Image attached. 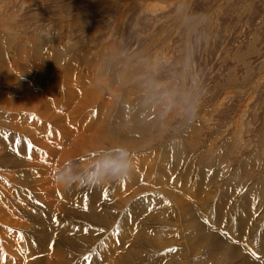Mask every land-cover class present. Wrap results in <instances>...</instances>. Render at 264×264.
<instances>
[{"label":"rangeland","instance_id":"1","mask_svg":"<svg viewBox=\"0 0 264 264\" xmlns=\"http://www.w3.org/2000/svg\"><path fill=\"white\" fill-rule=\"evenodd\" d=\"M150 3L157 7L155 11L150 10ZM186 9L208 17L206 37L197 26H190ZM0 21V38L3 41L0 40V62L3 61L0 64V131H4L0 135V157H3L0 159V208H6L11 213L15 225H21V228L7 225L4 228L0 224V229L9 230L6 236L0 230V264H166L168 256L175 253L179 255L183 248L181 244L150 251L145 250L144 245L150 238L154 245H164V242L175 239L174 230L177 228L167 225V219L173 216L169 213L176 211L179 206L189 207L185 215L191 211L195 214L194 219L198 217L197 212L204 208L210 214L211 210H217L218 214L213 220L216 229L210 227L211 219L208 221L203 215L201 220H195V225L204 236L209 238L215 235V240L222 244L224 254L226 250L235 253L236 258L231 257V260H227L230 263L225 261L226 264H233V260L234 264L264 263V0H0ZM115 41L121 47L120 51H116L117 54L120 52L119 58L117 54L115 56L103 50L110 48ZM32 43L36 45L32 47ZM100 50L105 54H100ZM75 53L81 60L78 56L75 60ZM71 54H75V57ZM154 83L162 84L163 87L155 88L152 86ZM21 86L24 89L21 90ZM90 87L95 88L91 90ZM198 90L196 113L190 116L193 94ZM96 93L100 98L96 97ZM90 94L94 98H90ZM86 95L90 97L84 98ZM127 96L133 98V105L129 104ZM13 98L18 100V107L14 106ZM169 103L168 109L166 104ZM103 105L104 110L110 113L105 115ZM61 111L66 112L62 114L64 119L70 112L81 121L78 132L63 126L59 121ZM137 121L144 122L140 124ZM43 122L44 125H41ZM49 122L55 125L49 127L52 125ZM70 127L73 128V125ZM133 127L139 132V137L136 134L133 137L126 135L125 132ZM26 129L33 133L28 131L27 138L23 135ZM44 136L53 140L51 144ZM135 137L136 141L133 139ZM101 138L117 139V142L105 147L99 145L101 148L98 147L97 151L88 150L65 161L61 159V155L74 145L73 142L77 143L75 149L80 150L83 148L78 142L80 139L90 143ZM21 141L24 142L21 144ZM40 141L49 146H40ZM118 145H126L132 150L136 161L131 173H135L134 177L132 175L126 178L129 180L123 179L99 187L63 189L65 197L56 193L51 175H55L58 166L66 164L72 168H100L108 158L105 150ZM52 146L60 151L59 159L46 166L48 173H43V176L33 174L32 169L38 168L32 158L34 152L37 158L44 156L50 160ZM174 149H178V152H174ZM153 158L157 161L154 164ZM1 170L6 173L3 174ZM240 170L249 173L247 180L239 178ZM201 171L207 172L206 183H203ZM212 176L216 180L213 181ZM131 181L133 183L129 184ZM127 190H131L130 193ZM152 192L154 195H150ZM121 194L125 196L120 199ZM252 197L255 198L253 202ZM232 200H235V205L238 203L239 208L235 207V216L227 217L226 213L234 206ZM197 203H201L200 207L195 206ZM96 208L104 209L102 217ZM163 208L168 215L164 214ZM144 210L147 212L144 213ZM229 217L238 225L231 237L226 233ZM224 220L225 226H222ZM253 228L257 231L253 232ZM7 238L13 239L11 243ZM79 243L86 246L81 244L79 247ZM14 251L18 254L15 255ZM62 254L64 257H59ZM18 255L23 258L19 260ZM155 256L161 257L162 262L154 260ZM57 257L61 260L58 261Z\"/></svg>","mask_w":264,"mask_h":264},{"label":"bare ground","instance_id":"2","mask_svg":"<svg viewBox=\"0 0 264 264\" xmlns=\"http://www.w3.org/2000/svg\"><path fill=\"white\" fill-rule=\"evenodd\" d=\"M129 4V3H128ZM149 5H151V7H150V10L152 9L153 11H155V8H157L155 5H153V4H149ZM164 6V5H163ZM159 7H160V5H159ZM147 8H149V7H147ZM1 22V21H0ZM57 32H59L60 33V31H58L57 30ZM32 33V32H31ZM35 34V33H34ZM40 34V33H39ZM70 34V33H69ZM57 35H58V33H57ZM118 36H119V34H118ZM3 37V36H2ZM27 38V37H26ZM31 38V37H30ZM116 38V37H115ZM118 38V37H117ZM29 39V38H28ZM121 39V38H120ZM0 40L2 41V38H0ZM33 41H34V39H32ZM0 41V42H1ZM6 41V40H5ZM3 42V41H2ZM121 42V41H120ZM15 43V42H14ZM29 43V42H28ZM36 43V42H35ZM112 44V43H111ZM1 45H4V43L3 44H1ZM34 45H36V44H33L32 43V47L34 46ZM120 45H121V43H120ZM2 47V46H1ZM1 47H0V49H1ZM11 47V46H10ZM20 47V46H19ZM31 47V46H30ZM54 47V46H53ZM4 48V47H3ZM2 48V49H3ZM54 48H56V47H54ZM121 49V47L117 44V41H115L114 42V44L113 45H111V47L110 48H105V49H103V50H106V52H110V53H112V55H115L116 56V54H117V50L118 49ZM10 49V48H9ZM19 49V48H18ZM30 49V48H29ZM68 49V48H67ZM120 49H119V51H120ZM122 49H124L123 47H122ZM4 50V49H3ZM27 50V49H26ZM103 50L101 51L100 50V54H105L104 52H103ZM9 51V50H8ZM10 51H11V49H10ZM71 51V50H70ZM12 52V51H11ZM69 52V51H68ZM73 52V51H72ZM81 52V51H80ZM79 52V53H80ZM123 52V51H122ZM77 53V52H76ZM75 53V54H76ZM120 53V52H119ZM119 53L117 54L118 55V58H119ZM74 54V55H75ZM88 54V53H87ZM97 54V53H96ZM123 54V53H122ZM12 56H13V54H11ZM67 55H68V53H67ZM69 55H70V53H69ZM74 55H72L71 54V56H74ZM121 55V54H120ZM70 56V57H71ZM77 54H76V58H75V60L77 61ZM81 56H82V54H81ZM86 56V55H85ZM90 56H92V53H90ZM3 57V56H2ZM11 57V56H10ZM75 57V56H74ZM74 57H72V58H74ZM96 57H98L97 55H96ZM100 57V56H99ZM104 58H105V56H103ZM114 57V56H113ZM113 57H112V59H113ZM87 58V57H86ZM103 58V59H104ZM120 58H121V56H120ZM122 58H123V56H122ZM2 59V58H1ZM12 59H14V58H12ZM11 59V60H12ZM78 59H79V56H78ZM84 59V58H83ZM82 59V60H83ZM90 59V58H89ZM123 59H125V58H123ZM3 60V59H2ZM6 60H9V58H7ZM79 60H81V58L79 59ZM96 60V59H95ZM99 60H100V58H99ZM98 60V61H99ZM97 61V60H96ZM95 61V63L97 64V62ZM107 61V60H106ZM116 61H118V59H116ZM119 61H121V59H119ZM1 62H3V61H1ZM1 62H0V64H1ZM124 62H126V60L124 61ZM84 63V62H83ZM83 63H80L81 65H83ZM94 63V64H95ZM101 63H102V61H101ZM103 63H104V60H103ZM117 63V62H116ZM85 64V63H84ZM99 64V63H98ZM111 64V63H110ZM122 64V63H121ZM130 64V63H129ZM136 64V63H135ZM103 65V64H102ZM44 66V65H43ZM122 66V65H121ZM124 66V65H123ZM110 67H111V65H110ZM44 68V67H43ZM108 68H109V66H108ZM126 68V67H125ZM2 69V68H1ZM40 72H41V70H39ZM50 73H51V71H50ZM79 73V72H78ZM96 75V74H95ZM101 76V75H100ZM113 76V75H112ZM62 77V76H61ZM75 77V76H74ZM114 77V76H113ZM2 78V77H1ZM0 78V79H1ZM5 78V77H4ZM9 78V77H8ZM8 78H7V81H8ZM15 78V77H14ZM60 78V77H59ZM73 78V77H72ZM81 78V77H80ZM92 78V80H93V77H91ZM17 79V78H16ZM38 79V78H37ZM41 79V78H40ZM109 79V78H108ZM111 79V78H110ZM34 80V79H33ZM96 80V79H95ZM101 80V79H100ZM106 80V79H105ZM49 81V80H48ZM98 81V80H97ZM111 81V80H110ZM38 82V81H37ZM47 82V81H46ZM95 82V81H94ZM117 82V81H116ZM119 82V81H118ZM14 83V82H13ZM19 83V82H18ZM30 83V82H29ZM67 83V82H66ZM91 83V82H90ZM93 83V82H92ZM99 83H102L101 81L99 82ZM98 83V84H99ZM107 83V82H106ZM112 83H113V80H112ZM0 84H1V82H0ZM25 84V83H24ZM111 84V83H110ZM119 84V83H118ZM31 85V84H30ZM44 85V84H43ZM55 85V84H54ZM88 85V84H87ZM102 84H99V86H101ZM104 85V84H103ZM107 85V84H106ZM10 86V85H9ZM74 86V85H73ZM94 86V85H93ZM111 86V85H110ZM12 87V86H11ZM14 87H16V86H14ZM23 86H21V90L22 89H24V87L22 88ZM28 87V86H27ZM102 88H103V86H101ZM104 87H106V86H104ZM16 88H18V86L16 87ZM54 88H55V86H54ZM57 88V87H56ZM76 88V87H75ZM91 88V87H90ZM95 88V87H94ZM94 88H91V90H93ZM102 88H100L101 90H102ZM107 88V87H106ZM123 88V87H122ZM51 89V88H50ZM72 89V88H71ZM109 89H112V88H110L109 87ZM127 89V88H126ZM133 89H135V88H133ZM132 89V90H133ZM98 90H99V87H98ZM98 90H95V91H98ZM15 92H16V90H14ZM26 91V90H25ZM75 91V90H74ZM105 91H106V89H105ZM113 91V90H112ZM10 92V91H9ZM18 92V91H17ZM65 92V91H64ZM88 93H89V91H87ZM104 92V91H103ZM134 92H135V90H134ZM137 92H138V90H137ZM14 93V92H13ZM29 93V92H28ZM28 93H26V94H28ZM58 93V92H57ZM76 93H78V92H76ZM111 93V92H110ZM117 93V92H116ZM142 93V92H141ZM86 94V93H85ZM92 94H93V91H92ZM97 94V93H96ZM44 95V94H43ZM66 95V94H65ZM69 95V94H68ZM73 94H71V96H72ZM91 95V94H90ZM127 95V94H126ZM138 95V94H137ZM82 97L84 96L83 95V92H82V95H81ZM108 96H110L109 94H108ZM122 95H120V98L122 99V97H121ZM132 96H133V94H132ZM140 97H141V95H139ZM63 97H64V95H63ZM73 97V96H72ZM88 97H90V96H88ZM88 97H87V95L84 97V98H86V99H88ZM96 97H99L100 98V95L99 94H97V96ZM118 97V96H117ZM128 97V96H127ZM146 97V96H145ZM35 98H37V97H35ZM66 98V97H65ZM69 98V97H68ZM74 98V97H73ZM80 98V97H79ZM90 98H94V97H92V95H91V97ZM147 98V97H146ZM0 99H1V97H0ZM12 99V98H11ZM63 99V98H62ZM109 99V98H108ZM111 99V98H110ZM128 100H129V104L131 105H133V103L131 102V100L133 99H131V97H128L127 98ZM2 100V99H1ZM4 100V99H3ZM13 100H14V98H13ZM68 100V99H67ZM76 100V99H75ZM82 100V99H81ZM96 99H94V101H95ZM123 100H124V98H123ZM128 100H127V102H128ZM15 101V105L14 106H16V107H18V100H14ZM61 101V100H60ZM70 101V100H69ZM87 101V100H86ZM89 101H90V99H89ZM93 101V102H94ZM97 101V100H96ZM95 101V102H96ZM138 101V100H137ZM139 101H140V99H139ZM31 102H32V100H31ZM62 102V101H61ZM75 102V101H74ZM105 102V101H104ZM122 102V101H121ZM121 102H120V104H121ZM133 102H135V100L133 101ZM48 103V102H47ZM52 103V102H51ZM64 103V102H63ZM111 103V102H110ZM109 103V104H110ZM137 103H139V102H137ZM22 103H19V105H21ZM68 104V103H67ZM94 104V103H93ZM106 104V103H105ZM108 104V103H107ZM171 103H169V104H166V108H168L169 107V105H170ZM32 105V104H31ZM41 105V104H40ZM87 105H89V103L87 102ZM38 106V105H37ZM61 106V105H60ZM63 106H64V104H63ZM90 106V105H89ZM88 106V107H89ZM96 106V105H95ZM134 106L136 107V105H135V103H134ZM68 107H69V104H68ZM76 107V106H75ZM82 107V106H81ZM87 107V106H86ZM87 107V108H88ZM117 107V106H116ZM34 108V107H33ZM47 108V107H46ZM63 108V107H62ZM65 108V107H64ZM70 108V107H69ZM109 108V107H108ZM113 108H115L114 106H113ZM132 108V107H131ZM142 108V107H141ZM170 108H172V107H170ZM4 109V108H3ZM22 109V108H21ZM48 109V108H47ZM53 109V108H52ZM59 109H60V107H59ZM74 109V108H73ZM136 109H137V107H136ZM135 109V110H136ZM169 109V108H168ZM10 110H11V108H10ZM17 110H19V109H17ZM39 110H40V108H39ZM86 110V109H85ZM122 110V109H121ZM121 110H120V112H121ZM8 111V110H7ZM42 111V110H41ZM171 111V110H170ZM14 112V111H13ZM39 112V111H38ZM103 112L105 113V115L106 114H108V113H110V111L109 110H107L106 109V111L104 110V105H103ZM129 112V111H128ZM30 113V112H29ZM60 113V112H59ZM64 113H66L65 111L63 112V111H61V115L63 114L64 115ZM70 112H68V115L65 117V119H64V117H63V115L61 116L60 115V117H59V121L63 124V126H65V127H69V129H70V131H74V132H78V128H80V122L78 121V119L76 118V115L74 114V113H71V114H69ZM130 113H131V111H130ZM48 114V113H47ZM46 114V115H47ZM56 114H57V112H56ZM79 114V113H78ZM123 114V113H122ZM6 115V114H5ZM127 115V114H126ZM138 115V114H137ZM136 115V116H137ZM42 116V115H41ZM51 116V115H50ZM56 116V115H55ZM54 116V117H55ZM122 116V115H121ZM37 117V116H36ZM44 117H46V116H44ZM48 117H49V114H48ZM53 117V118H54ZM2 118V117H1ZM43 118V117H42ZM122 118V117H121ZM138 118V117H137ZM137 118H134V119H137ZM141 118V117H140ZM123 119V118H122ZM127 119V118H126ZM80 120V119H79ZM83 120V119H82ZM119 120V119H118ZM125 120V119H124ZM3 121V120H2ZM15 121H17V120H15ZM45 121V120H44ZM50 121V120H49ZM53 121V120H52ZM129 121V120H128ZM23 122H24V120H23ZM130 122V121H129ZM137 122H139V121H137ZM144 121H142L141 123H143ZM6 123V122H5ZM50 123V122H49ZM48 123V124H49ZM52 123V122H51ZM51 123H50V125H51ZM121 123V122H120ZM123 123V122H122ZM140 123V122H139ZM140 123V124H141ZM9 124V123H8ZM53 124L54 123H52V125L51 126H49V127H53ZM79 124V126H77ZM101 124V123H100ZM118 124V123H117ZM139 124V125H140ZM2 125V124H1ZM10 125V124H9ZM19 125V124H18ZM32 125H33V123H32ZM41 125H44V122H43V124H41ZM55 125V124H54ZM57 125V124H56ZM71 125H73V128L72 127H70ZM136 125H138V124H136ZM135 125V126H136ZM144 125H145V123H144ZM26 126V125H25ZM34 126H35V123H34ZM33 126V127H34ZM119 127H120V125H118ZM11 127H14V125L12 126L11 125ZM29 127V126H28ZM26 128V127H25ZM38 128V127H37ZM47 128V127H46ZM83 128V127H82ZM91 128V127H90ZM141 128H143V126L141 125ZM32 129H34V128H32ZM57 129H58V127H57ZM62 129V128H61ZM115 129V128H114ZM138 130H139V128H137ZM1 130V129H0ZM35 130H36V128H35ZM59 130H60V127H59ZM26 131H27V129H26ZM28 131H29V129H28ZM27 131V132H28ZM43 131V130H42ZM81 131V130H80ZM79 131V132H80ZM91 132H92V130H90ZM2 132H4V131H0V135H2ZM21 132V131H20ZM23 132V131H22ZM21 132V133H22ZM27 132H25V133H23V135L27 138L28 137V134H29V132L27 133ZM40 132V131H39ZM53 132V131H52ZM57 132V131H56ZM61 132V131H60ZM84 132H85V130H84ZM31 133V132H30ZM44 133H45V130H44ZM55 133V132H54ZM123 133H124V131H123ZM126 133V135H128V137H133V136H135V134L139 137V134H137V133H139L137 130H136V128L135 127H133V128H131L129 131H126L125 132ZM4 134V133H3ZM6 134V133H5ZM4 134V135H5ZM31 134H33V133H31ZM43 134V133H42ZM4 135H3V138H4ZM7 135H9V134H7ZM12 135V134H11ZM9 136V137H12V136ZM62 135V134H61ZM68 136L70 135V134H67ZM78 135V134H77ZM121 135H123V134H121ZM54 136V135H53ZM67 136V137H68ZM79 136V135H78ZM77 136V137H78ZM102 136V135H101ZM30 137V136H29ZM42 137V136H41ZM44 137H46V136H44ZM58 137V136H57ZM65 137V136H64ZM85 137H87V136H85ZM103 137V136H102ZM33 138V137H32ZM56 138V137H55ZM63 138V137H62ZM61 138V139H62ZM66 138V137H65ZM42 139H43V137H42ZM46 139H47V137H46ZM49 139V138H48ZM47 139V140H48ZM57 139V138H56ZM56 139H55V141H56ZM60 139V140H61ZM73 139H75V138H73ZM102 139V138H101ZM104 139V138H103ZM100 140V141H92L91 140V142L90 143H86L83 139H80V141H78V142H80V144L82 145V147L83 148H81L80 150L78 149V148H76L75 149V147H76V144L77 143H74L73 142V144L75 145V147H74V145L73 146H71V148L66 152V153H63L62 155H61V159L63 160V161H65V160H67L68 158H71V157H75V156H77V155H79L80 153H82V152H85V151H88V150H92V149H94V151L96 150H98V147H100L99 145H102V147H105L106 145H108V144H113V143H116L117 142V139H113V140ZM135 141H136V137L135 138H133ZM8 140V139H7ZM12 140V139H11ZM24 140V139H23ZM35 140V139H34ZM52 140V139H51ZM51 140H48V141H50V144H51ZM77 140V139H76ZM88 140V139H87ZM86 140V141H87ZM139 140V139H138ZM6 141V140H5ZM10 141V140H9ZM39 141V140H38ZM53 141V140H52ZM58 141V140H57ZM63 141H64V138H63ZM71 141V140H70ZM140 141V140H139ZM22 142H24V141H21V144H22ZM29 142V141H28ZM31 142H32V139H31ZM34 142V141H33ZM47 142V141H46ZM66 142V141H65ZM64 142V143H65ZM10 143V142H9ZM13 143H14V141H13ZM35 143V142H34ZM57 143V142H56ZM64 143H63V145H64ZM68 143V142H67ZM174 142H172L171 143V145L173 144ZM176 143H178L179 144V142H176ZM12 144V143H11ZM58 144H60L59 142H58ZM70 144V143H69ZM72 144V143H71ZM117 144H119V142L117 143ZM122 144V143H121ZM140 144V143H139ZM186 144H188V143H186ZM4 145H6V142H5V144ZM24 145H26V143L24 144ZM30 145V144H29ZM32 145V144H31ZM34 145V144H33ZM39 145L40 146H42V147H48L49 146V144H46V143H44L43 141H40L39 142ZM61 145V144H60ZM167 145V144H166ZM170 145V146H171ZM9 146H10V144H9ZM8 146V147H9ZM35 146V145H34ZM55 146H57V145H55ZM146 146V145H145ZM144 146V147H145ZM178 146V145H177ZM189 146V145H188ZM13 146L11 145V148H12ZM33 147V146H32ZM38 147V146H37ZM68 146H65V148H67ZM115 147V146H114ZM147 147V146H146ZM149 147V146H148ZM147 147V148H148ZM155 147V146H154ZM162 147V146H161ZM160 147V148H161ZM29 148H31V146L29 147ZM52 149H53V146L51 147ZM60 148V147H59ZM101 148V147H100ZM143 148V147H142ZM157 148V147H156ZM184 147H182V149H183ZM145 149V148H144ZM162 149V148H161ZM164 149V148H163ZM8 150V149H7ZM20 150H21V148H20ZM33 150H34V148H33ZM65 150V149H64ZM63 150V151H64ZM101 150V149H100ZM136 150H139V149H136ZM142 150V149H141ZM158 150H160V149H158ZM172 150V149H171ZM178 149H176V151H177ZM22 151V150H21ZM23 151H24V149H23ZM27 151H28V149H27ZM44 151V150H43ZM54 151V152H53ZM53 151L51 150V155L49 156V159L50 160H47L44 156H42V157H36L35 156V154H36V152H34L35 154L32 156V158L33 159H35L34 161H35V163L37 164V166H38V168L36 169V167L34 168V169H32V171H33V174L35 173V174H37V175H42L43 173L45 174L46 172H47V167H48V165H51V164H54L55 163V161L56 160H58L57 159V157H58V155H59V152H58V150L56 151V147H54V149H53ZM132 151V150H131ZM156 151V150H155ZM174 152H176L175 151V149L173 150ZM189 151V150H188ZM7 152H9V150L7 151ZM89 152V151H88ZM152 152H154V151H152ZM165 152V151H164ZM167 152V151H166ZM168 152H169V150H168ZM178 152V151H177ZM5 153V152H4ZM23 153H25L26 154V152L24 151ZM48 153V152H47ZM105 153V152H104ZM155 153V152H154ZM153 153V154H154ZM161 153H162V151H161ZM170 153V152H169ZM168 153V154H169ZM182 153H184V152H182ZM22 154V153H21ZM156 154H159V153H156ZM155 154V155H156ZM164 154V153H163ZM10 155V154H9ZM140 155V154H139ZM149 155V154H148ZM179 155V154H178ZM18 156V155H17ZM39 156H41L40 154H39ZM160 157H161V154L159 155ZM159 156H158V158H159ZM26 157V156H25ZM134 157V156H133ZM140 157V156H139ZM148 157V156H147ZM152 157V156H151ZM157 157V156H156ZM155 157V158H156ZM164 157H166V156H164ZM3 157H0V159H2ZM30 158V157H29ZM148 158H150V157H148ZM8 159V158H7ZM16 159H18V157L16 158ZM22 159V158H21ZM20 159V160H21ZM53 159H54V161H53ZM9 160H10V158H9ZM151 160V159H150ZM162 160V159H161ZM50 161V162H49ZM92 161H93V159H92ZM153 161H155V162H153V164L154 163H156L157 161H156V159L154 160V158H153ZM25 162V161H24ZM68 162V161H67ZM141 162V161H140ZM150 162V161H149ZM59 163V162H58ZM139 163V162H138ZM142 163V162H141ZM62 163H60V165H61ZM69 164V163H68ZM74 164V163H73ZM85 164V163H84ZM33 165V164H32ZM89 164H87L86 165V168H87V166H88ZM160 165V164H159ZM47 166V167H46ZM57 166V165H56ZM85 166V165H84ZM143 166V165H142ZM141 166V167H142ZM156 166V165H155ZM167 166V165H166ZM59 167V166H58ZM73 167V166H72ZM152 167H153V165H152ZM163 167V166H162ZM75 168V167H74ZM83 168V167H82ZM143 168H144V166H143ZM146 168V167H145ZM149 168V167H148ZM154 169H155V167H153ZM53 169V168H52ZM85 169V168H84ZM139 169V168H138ZM184 169H185V167H184ZM184 169H183V171H184ZM187 169V168H186ZM202 169H203V167H202ZM55 170H57V169H55ZM150 170H152V169H150ZM177 170V169H176ZM191 170V169H190ZM189 170V171H190ZM200 170V169H199ZM204 170H206V168L204 169ZM145 171V170H144ZM160 171H162L161 169H160ZM165 171V170H164ZM167 171V170H166ZM172 171V170H171ZM170 171V172H171ZM197 171V170H196ZM207 171V170H206ZM206 171H204V172H206ZM1 172L3 173V171L1 170ZM5 173H6V171H4ZM145 172H147V171H145ZM178 172V171H177ZM185 172H188V171H185ZM5 173H3V174H5ZM48 173V172H47ZM51 173V172H50ZM133 173V172H132ZM136 173H138L137 172V170H136ZM164 173V172H163ZM169 173V172H168ZM184 173V172H183ZM198 173V172H197ZM200 173H202V171L200 172ZM135 174V173H134ZM134 174H131L130 176H132L133 175V177H134ZM141 174H143V173H141ZM157 174V173H156ZM179 174H180V172H179ZM199 174V173H198ZM203 174V177H202V175H201V177L204 179L203 180V183H206L207 181H208V178L205 176V174H207V172L206 173H202ZM159 175H161V173L159 174ZM174 175V174H173ZM183 175V174H182ZM188 175H189V172H188ZM197 175V174H196ZM200 175V174H199ZM242 175H245L244 177L242 176ZM249 175V173L248 172H246V171H242V170H240L239 171V178L240 179H242V180H247L246 179V176H248ZM30 176V175H29ZM43 176V175H42ZM48 176V175H47ZM52 176V178H54V175H51ZM140 175L138 174V177H139ZM181 176V175H180ZM179 176V177H180ZM184 176V175H183ZM182 176V177H183ZM198 176V175H197ZM7 177V176H6ZM40 177V176H39ZM48 177H50V176H48ZM135 177H137L136 175H135ZM178 177V178H179ZM181 177V178H182ZM213 177V176H212ZM32 178V177H31ZM42 178V177H41ZM51 178V177H50ZM130 178V177H129ZM142 178V177H141ZM154 178V177H153ZM189 179H190V177H188ZM196 178V177H195ZM198 178V177H197ZM7 179V178H6ZM220 179V178H219ZM43 180V179H42ZM126 180H129V179H126ZM134 180V179H133ZM137 180H138V178H137ZM136 180V181H137ZM166 180V179H165ZM176 180V179H175ZM178 180V179H177ZM184 180H186V179H183V181ZM196 180V179H195ZM202 180V179H201ZM214 180H216V178H214L213 177V181ZM241 180V182H245V181H242ZM136 181L134 182V184L136 183ZM148 181H150V180H148ZM179 181H181V179L179 180ZM178 181V182H179ZM187 181V180H186ZM200 181V180H199ZM222 181V180H221ZM171 182V181H170ZM193 182V181H192ZM46 183H47V181L45 182V185H46ZM131 183H133V181H131L129 184H131ZM146 183V182H145ZM160 183V182H159ZM198 183V182H197ZM246 183V182H245ZM39 184V183H38ZM38 184H36L37 186H39ZM41 184V183H40ZM42 184H44V182L42 183ZM247 184V183H246ZM5 185V184H4ZM52 185H54L55 186V190H57L56 191V193H58L60 196H61V194H62V196H64L63 195V188H60V187H57L56 186V184L53 182V184ZM141 185V184H140ZM146 185V184H145ZM175 185V184H174ZM176 185H178V184H176ZM241 185V184H240ZM42 186H44V185H42ZM49 186V185H48ZM132 186V185H131ZM168 186H169V184H168ZM209 186V185H208ZM45 187V186H44ZM163 187V186H162ZM179 187V186H178ZM231 187H232V185H231ZM78 188V187H77ZM76 188V189H77ZM81 188V187H80ZM119 188V187H118ZM128 188V187H127ZM132 188V187H131ZM165 187H163V189H164ZM213 188H215V187H213ZM39 189V188H38ZM44 189V188H43ZM155 189V188H154ZM166 189V188H165ZM197 189V188H196ZM119 190V189H118ZM125 190V189H124ZM168 190H170L169 188H168ZM174 190V189H173ZM206 190V189H205ZM236 190V189H235ZM42 190H40V192H41ZM49 191L51 192L52 190H51V188H49ZM74 191V190H73ZM76 191V190H75ZM78 191V190H77ZM91 191V190H90ZM100 191V190H99ZM126 191V190H125ZM129 193H130V191L129 190H127ZM133 191V190H132ZM214 191V190H213ZM217 191V190H216ZM258 191V190H257ZM43 192V191H42ZM45 192V191H44ZM46 192H48V191H46ZM55 192V191H54ZM176 192V191H175ZM229 192V191H228ZM255 192V191H254ZM100 193H102V192H100ZM146 193V192H145ZM153 194H150V195H154V192H152ZM158 193V192H157ZM193 193V192H192ZM223 193H224V191H223ZM225 193H227V192H225ZM230 193V192H229ZM233 193H235V192H233ZM257 193V192H256ZM2 194V193H1ZM126 194V193H125ZM179 194V193H178ZM207 194V193H206ZM228 194V193H227ZM227 194H226V197H228L227 196ZM236 194V193H235ZM4 195V193L2 194V196ZM42 195V194H41ZM49 194H47V196H48ZM156 195V194H155ZM183 195V194H182ZM193 195V194H192ZM254 195V194H253ZM1 196V195H0ZM36 196V195H35ZM68 196V195H67ZM120 196H122V194L120 195ZM125 196V195H124ZM124 196H122V197H120V199L121 198H123ZM142 196V194L140 195V197ZM187 196V195H186ZM231 196V195H230ZM234 196V198H235V195H232V197ZM258 196H259V194H258ZM258 196H256V197H258ZM261 196V195H260ZM3 197H5V196H3ZM65 197V196H64ZM143 197H144V195H143ZM153 197V196H152ZM161 197V196H160ZM193 197H194V195H193ZM205 197V196H204ZM211 197V196H210ZM225 197V198H226ZM250 197V196H249ZM45 198V197H44ZM49 198V197H48ZM55 198V197H54ZM60 198V197H59ZM165 198V197H164ZM216 198V197H215ZM223 198V197H222ZM241 198V197H240ZM6 199V198H5ZM26 199V198H25ZM47 199V198H46ZM133 199V198H132ZM138 199V198H137ZM192 199V198H191ZM227 199V198H226ZM250 199H251V197H250ZM253 199H255V198H253L252 197V202H253ZM258 199V198H257ZM256 199V200H257ZM2 200H4V199H2ZM40 200V199H39ZM50 200V199H49ZM135 200V199H134ZM142 200V199H141ZM146 200V199H145ZM149 200V199H148ZM193 200H195V199H193ZM217 200V199H216ZM223 201H224V198L222 199ZM256 200H254V201H256ZM48 200H46L45 202H47ZM51 201V200H50ZM93 201V200H92ZM131 201V200H130ZM212 201H213V199H212ZM233 202L235 201V200H232ZM239 200H237L236 202H238ZM44 202V203H45ZM62 202V201H61ZM67 202V201H66ZM132 202V201H131ZM150 202V201H149ZM152 202V201H151ZM251 202V201H250ZM63 203V202H62ZM69 203V202H68ZM90 203V202H89ZM103 203V202H102ZM108 203V202H107ZM110 203V202H109ZM142 203H144V202H142ZM146 203V202H145ZM154 203V202H153ZM166 203V202H165ZM168 203V202H167ZM209 203V202H208ZM224 203V202H223ZM227 203V202H226ZM49 204H50V202H49ZM95 204V203H94ZM97 204V203H96ZM105 204V203H104ZM132 204V203H131ZM136 204V203H135ZM201 204V203H200ZM200 204L199 203H197V204H195V206L196 207H200ZM211 204V203H210ZM237 205H238V203H236ZM5 205V204H4ZM48 205V204H47ZM209 205V204H208ZM212 205V204H211ZM221 205V204H220ZM233 208H232V210H230L229 212H228V214L226 213V215H227V217H228V215H230V216H235V214H236V212H234V209H235V207H237V208H239L237 205H235V202L233 203ZM240 205V204H239ZM250 205V204H249ZM252 205V204H251ZM65 206V205H64ZM92 206V205H91ZM90 206V207H91ZM129 205H127V207H128ZM137 206V205H136ZM161 206V205H160ZM159 206V207H160ZM174 205H172V208H174L175 209V207H173ZM194 206V205H193ZM213 206V205H212ZM223 206V205H222ZM1 207V206H0ZM89 207V206H88ZM144 207H145V205H144ZM202 207V206H201ZM240 207H241V205H240ZM30 208V207H29ZM39 208V207H38ZM129 208H131V207H129ZM133 208V207H132ZM138 208V207H137ZM170 208V207H169ZM168 208V209H169ZM236 208V209H237ZM79 209V208H78ZM92 209V208H91ZM94 209V208H93ZM115 209V208H114ZM123 209V208H122ZM167 209V208H166ZM187 209H189V207H185V206H179L177 209H176V211L175 210H173V213L172 212H170L169 214L172 216L169 220L167 219V225L169 224L172 228L173 227H176L177 229H176V231L174 230V237H175V239H174V237H173V239L174 240H170V242L169 243H167V242H164V245H162V244H157V245H154L152 242H151V238H150V236H149V238L150 239H148L146 242H145V245H144V248H145V250H148V251H150V250H154L155 248H159V249H162V248H164L165 247V249H167V248H169V247H172V246H176L177 244H181L182 245V251H180V253H179V255H178V253H175L173 256L171 255L170 257L168 256V258H166V260H167V263L166 264H191V262L193 261V264H226L225 263V261H227L228 259H230L231 260V257H233L234 259L236 258L235 257V253H233V252H229V250H226V252H225V254L223 253V250H222V244H221V242H219V241H217V240H215L216 239V236L215 235H210V237L208 238V236H204V234H203V232L201 231V229L200 228H198V227H196V225H195V220L198 218V219H200V217H202V215L208 220H210V223L212 224V226H210V227H213V228H215L216 229V227L217 226H215L216 224H215V222L213 221L215 218V215H217L218 214V212H217V210L215 211V212H213L212 210L210 211V212H212V214H210L209 212H207V211H205V208H204V210L203 211H205V212H203V211H201L199 208V210H200V212H197V218L196 219H194V216L193 215H195V214H192V212L190 211V214L189 215H185L186 213H188V211H187ZM207 209V208H206ZM96 210V212L99 214V215H101V217H102V214H104V209H102V208H96L95 209ZM132 210V209H131ZM130 210V211H131ZM135 210V209H134ZM192 210V209H191ZM229 210V209H228ZM13 211V210H12ZM80 211V210H79ZM82 211V210H81ZM120 211V210H119ZM142 211V210H141ZM145 211L146 210H144V213H145ZM159 211H161V210H159ZM169 211V210H168ZM172 211V210H171ZM175 211V212H174ZM257 211H258V209H257ZM32 212V211H31ZM35 212V211H34ZM112 212V211H111ZM134 212V211H133ZM147 212V211H146ZM156 212H157V210H156ZM163 212H165L164 211V208H163ZM221 212V211H220ZM251 212V211H250ZM256 212V211H255ZM254 212V213H255ZM65 213V212H64ZM63 213V214H64ZM90 213V212H89ZM142 213V212H141ZM153 213V212H152ZM158 213L159 212H157V215H158ZM161 213V212H160ZM167 212H165L164 214H166ZM172 213V214H171ZM214 213H216V214H214ZM96 214V213H95ZM155 214V213H154ZM244 214V213H243ZM250 214V213H249ZM263 214H264V212H263ZM262 214V215H263ZM36 215H39V214H36ZM140 215V214H139ZM138 215V216H139ZM153 215V214H152ZM167 215H168V213H167ZM34 216V215H33ZM108 216V215H107ZM224 216V215H223ZM240 216V215H239ZM243 216V215H242ZM257 216V215H256ZM264 216V215H263ZM44 217V216H43ZM65 217V216H64ZM151 217V216H150ZM158 217V216H157ZM219 217H222V216H220L219 215ZM261 217V216H260ZM118 218H119V216H118ZM143 217H141V219H142ZM164 218V217H163ZM235 218V217H234ZM16 219V218H15ZM124 219V218H123ZM134 219V218H133ZM159 219H161V218H159ZM226 219V218H225ZM243 219V217L241 218V220ZM251 219V218H250ZM117 220V219H116ZM122 220V219H121ZM120 220V221H121ZM124 220H126V219H124ZM132 220V219H131ZM201 220V219H200ZM199 220V221H200ZM208 220V221H209ZM228 221H229V224L227 225V228H226V233H228L230 236L229 237H231V236H234V232L236 231V226H238V225H236L237 223H235V221H231V220H233L231 217H229L228 219H227ZM66 221V220H65ZM75 221V220H74ZM104 221H106V220H104ZM128 221V220H127ZM134 221V220H133ZM164 221V220H163ZM198 221V220H197ZM255 221V220H254ZM258 221V220H257ZM259 221H260V219H259ZM258 221V222H259ZM264 220H262V222H263ZM14 219L12 218V215H11V213L6 209V208H0V224H3V226L4 225H7V226H16V227H20L21 228V225H19V226H17V225H15L14 224ZM69 222V221H68ZM161 222V221H160ZM221 222V221H220ZM225 220L224 221H222V226H225ZM238 222V221H237ZM247 222V221H246ZM261 222V221H260ZM259 222V223H260ZM84 224V223H83ZM124 224V223H123ZM128 224V223H127ZM134 224V223H133ZM136 224V223H135ZM144 224V223H143ZM227 224V223H226ZM247 224H248V222H247ZM263 224V223H262ZM26 225V224H25ZM37 225V224H36ZM71 225V224H70ZM129 225V224H128ZM132 225V224H131ZM130 225V226H131ZM264 225V224H263ZM72 226V225H71ZM118 226V225H117ZM219 226H220V224H219ZM240 226V225H239ZM246 226H248V225H246ZM262 226V225H261ZM27 227V226H26ZM90 227H92V226H90ZM114 227H115V225H114ZM123 227V226H122ZM126 227V226H125ZM125 227H123V228H125ZM154 228H156L155 226H153ZM207 227V226H206ZM242 227V226H241ZM240 227V228H241ZM4 228H6V226H4ZM0 229L1 230V234L3 235V236H6V235H8L9 234V230L7 231V229L5 230V229ZM69 228V227H68ZM67 228V229H68ZM148 228V227H147ZM164 228V227H163ZM168 228V227H167ZM261 228V227H260ZM263 228V227H262ZM38 229V228H37ZM73 229V228H72ZM81 229V228H80ZM104 229V228H103ZM111 229V228H110ZM121 229V228H120ZM127 229V228H126ZM149 229H151V227H149ZM157 229V228H156ZM165 229H166V226H165ZM175 229V228H174ZM218 229V228H217ZM222 229V228H221ZM220 229V230H221ZM69 230V229H68ZM122 230V229H121ZM160 230V229H159ZM163 230V229H162ZM207 230H208V228H207ZM211 230V229H210ZM223 230H225V229H223ZM67 231V230H66ZM93 231V230H92ZM106 231V230H105ZM128 231V230H127ZM165 231V230H164ZM163 231V232H164ZM209 231V230H208ZM219 231V230H218ZM254 231H257V229L256 230H254V228H253V232ZM10 232H12V231H10ZM44 232V231H43ZM110 232V231H109ZM122 232V231H121ZM126 232V231H125ZM168 232V231H167ZM171 232V231H170ZM172 232H173V230H172ZM211 232V231H210ZM213 232H214V230H213ZM224 232V231H223ZM262 232V231H261ZM46 233V232H45ZM105 233V232H104ZM206 233H208V232H206ZM252 233V232H251ZM250 233V234H251ZM153 234V233H152ZM158 234L159 233H157V236H156V239L158 238ZM241 234V233H240ZM255 234V233H254ZM262 234V233H261ZM15 236V234H11L10 236ZM20 235V234H19ZM30 235V234H29ZM43 235V234H42ZM87 234H85V236H86ZM95 235H97V234H94V236ZM105 235V234H104ZM133 235V234H132ZM144 235V234H143ZM147 235H148V233H147ZM147 235H144V237L145 236H147ZM156 235V234H155ZM160 235H162V234H160ZM159 235V236H160ZM167 235V234H166ZM245 235V234H244ZM255 235H257V233L255 234ZM255 235H254V237H255ZM18 236V235H17ZM27 236V235H26ZM39 237H40V235H38ZM67 236V235H66ZM83 236V235H82ZM89 236V235H88ZM253 236V235H252ZM260 236H262V235H260ZM28 237V236H27ZM44 237V236H43ZM46 237V236H45ZM44 237V238H45ZM143 237V236H142ZM155 237V236H154ZM163 237V236H162ZM166 237V236H165ZM169 237V236H168ZM171 237V236H170ZM16 238V237H15ZM14 238V239H15ZM35 238H37V236L35 237ZM55 238V237H54ZM61 238V237H60ZM81 238V237H80ZM84 238V237H83ZM88 237H86V239H87ZM137 238V237H136ZM147 238H148V236H147ZM146 238V239H147ZM161 238V237H160ZM172 238V237H171ZM170 238V239H171ZM227 238V237H226ZM236 238V237H235ZM8 239V238H7ZM12 239V238H11ZM10 238L7 240L8 242H10L11 243V240ZM42 239V238H41ZM62 239V238H61ZM65 240H66V238H64ZM139 239V238H138ZM153 239V238H152ZM243 239V238H242ZM241 239V240H242ZM6 240V239H5ZM13 240V239H12ZM90 240V239H89ZM88 240V241H89ZM155 240V239H154ZM228 240V239H227ZM6 241V242H7ZM15 241V240H14ZM18 241V240H17ZM42 241V240H41ZM106 241V240H105ZM136 241V240H135ZM141 241V240H140ZM144 241V240H143ZM6 242H4V245L6 244ZM16 242V241H15ZM15 242H12V243H15ZM32 242V241H31ZM42 242H44V241H42ZM82 242V241H81ZM3 243V242H2ZM10 243H8L9 245H10ZM97 243V242H96ZM40 244V243H39ZM80 244V243H79ZM78 244V245H79ZM82 244V243H81ZM81 244L79 245V247H81ZM108 244V243H107ZM137 244V243H136ZM225 244V243H224ZM227 244H229V243H227ZM3 245V244H2ZM7 245V244H6ZM5 245V246H6ZM8 245V246H9ZM16 245V244H15ZM21 244H19V246H20ZM29 245V244H28ZM78 245H77V247H78ZM83 245H85V244H82V246ZM112 245V244H111ZM138 245V244H137ZM180 245V246H181ZM11 246V245H10ZM12 246H13V244H12ZM17 246V245H16ZM23 246V245H22ZM39 246V245H38ZM38 246H37V248H38ZM56 246V245H55ZM86 246V245H85ZM97 246H98V244H97ZM242 246V245H241ZM2 247H4V246H2ZM18 247V246H17ZM132 247V246H131ZM228 247V246H227ZM9 248H11V247H9ZM34 248V247H33ZM32 248V249H33ZM37 248H36V250H37ZM43 248V247H42ZM42 248H40V250L42 249ZM48 248V247H47ZM129 248V247H128ZM58 249V248H57ZM64 249V248H63ZM76 250H77V248H75ZM79 249V248H78ZM81 249V248H80ZM83 249V248H82ZM133 249H135L134 247H133ZM227 249V248H226ZM8 250V249H7ZM21 250V249H20ZM23 250V249H22ZM21 250V251H22ZM34 250V249H33ZM47 250V249H46ZM45 250V251H46ZM56 250V249H55ZM88 250H90V249H88ZM88 250H85V251H88ZM93 250V249H92ZM119 250V249H118ZM142 250V249H141ZM20 251V252H21ZM44 251V250H43ZM49 251V250H48ZM63 250H61L58 254H60L61 252H62ZM65 251V250H64ZM136 251H138L137 249H136ZM136 251H134V252H136ZM140 251V250H139ZM259 251H261V250H259ZM17 252V251H16ZM79 252H81V251H79ZM88 252H90V251H88ZM105 252V251H104ZM103 252V253H104ZM143 252V251H142ZM164 252V251H163ZM166 252V251H165ZM32 253V252H31ZM36 253V252H35ZM34 253V254H35ZM84 253V252H83ZM158 253V252H157ZM188 253H189V255H188ZM257 253V252H256ZM259 253V252H258ZM14 254H15V251H14ZM18 253H16L15 255H17ZM50 254H53V253H50ZM54 254H56L55 253V251H54ZM77 254V253H76ZM79 254V253H78ZM81 254V253H80ZM85 254V253H84ZM116 254V253H115ZM129 254V253H128ZM144 254H146V252L144 253ZM151 254V253H150ZM28 255H29V253H28ZM27 255V256H28ZM63 255V254H62ZM66 255V254H65ZM114 255V254H113ZM156 255V254H155ZM158 255V254H157ZM178 255V256H177ZM20 255H18V258H19V260L20 259H22V258H20L19 257ZM57 256V255H56ZM72 256V255H71ZM82 256V255H81ZM80 256V257H81ZM84 256V255H83ZM119 257H120V255H118ZM188 256H189V259H188ZM30 257V256H29ZM48 257V256H47ZM59 257H64V255L63 256H59ZM68 257V256H67ZM70 257V256H69ZM68 257V258H69ZM78 257V256H77ZM103 257V256H102ZM165 257V256H164ZM239 257V256H238ZM33 258V257H32ZM58 258V257H57ZM108 258V257H107ZM118 258V257H117ZM245 258V257H244ZM39 259V258H38ZM44 259V258H43ZM50 260H51V258H49ZM76 259V258H75ZM137 259V258H136ZM144 259V258H143ZM143 259H140V260H143ZM247 259V258H246ZM18 260V259H17ZM45 260V259H44ZM54 260H56V259H54ZM59 260H61V258L59 259L58 258V261ZM77 260V259H76ZM105 260V259H104ZM154 260H159L160 262H162V258L161 257H156L155 256V259ZM229 260V261H230ZM243 260V259H242ZM22 261V260H21ZM39 261H40V259H39ZM48 261V260H47ZM65 261V260H64ZM97 261V260H96ZM107 261V260H106ZM144 261V260H143ZM153 261V260H152ZM229 261H227L228 263H230ZM263 261V260H262ZM26 262V261H25ZM43 262V261H42ZM70 262H72V260H70ZM160 262H158V263H160ZM253 262V261H252ZM11 263V262H10ZM19 263V262H18ZM33 263V262H32ZM39 263V262H38ZM101 263V262H100ZM128 263V262H127ZM157 263V262H156ZM155 263V264H156ZM235 263V260H233V264ZM242 263V262H241ZM251 263V262H250ZM15 264V263H14ZM17 264V263H16ZM28 264H30V263H28ZM35 264V263H34ZM55 264V263H54ZM104 264V263H103ZM244 264V263H243ZM257 264V263H256ZM264 264V263H263Z\"/></svg>","mask_w":264,"mask_h":264},{"label":"clouds","instance_id":"3","mask_svg":"<svg viewBox=\"0 0 264 264\" xmlns=\"http://www.w3.org/2000/svg\"><path fill=\"white\" fill-rule=\"evenodd\" d=\"M188 11L190 26L195 25L202 30L206 37V29L209 23L208 17L191 9ZM155 88H162V84L154 83ZM200 90L193 94V100L190 108V116H194L197 108V100ZM108 158L100 168H72L69 165L58 167L53 178L57 187L71 189L79 186H103L110 183H116L126 179L133 172L136 161L134 160L131 149L126 145H118L105 150Z\"/></svg>","mask_w":264,"mask_h":264}]
</instances>
